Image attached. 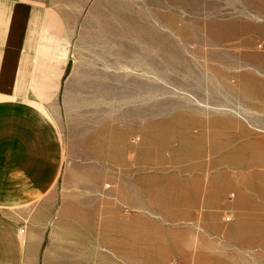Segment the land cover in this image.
<instances>
[{
  "label": "rangeland",
  "instance_id": "obj_1",
  "mask_svg": "<svg viewBox=\"0 0 264 264\" xmlns=\"http://www.w3.org/2000/svg\"><path fill=\"white\" fill-rule=\"evenodd\" d=\"M24 1L60 153L22 264H264V0Z\"/></svg>",
  "mask_w": 264,
  "mask_h": 264
},
{
  "label": "crops",
  "instance_id": "obj_2",
  "mask_svg": "<svg viewBox=\"0 0 264 264\" xmlns=\"http://www.w3.org/2000/svg\"><path fill=\"white\" fill-rule=\"evenodd\" d=\"M38 15L39 9L24 0H0V264H22L23 257L16 228L2 210L42 198L59 161V138L53 123L28 93L17 89L36 85L26 70L34 61L33 29ZM234 167V163L227 165ZM218 173L219 177L211 179L227 178L230 172ZM163 195L169 203L186 201L172 199L170 192ZM160 212L167 215V210ZM252 243L250 240L256 246Z\"/></svg>",
  "mask_w": 264,
  "mask_h": 264
},
{
  "label": "bare ground",
  "instance_id": "obj_3",
  "mask_svg": "<svg viewBox=\"0 0 264 264\" xmlns=\"http://www.w3.org/2000/svg\"><path fill=\"white\" fill-rule=\"evenodd\" d=\"M231 160V159H230ZM225 172V171H224ZM219 175H221V174H218V176L217 177H219ZM227 175V174H226ZM225 177V176H224Z\"/></svg>",
  "mask_w": 264,
  "mask_h": 264
}]
</instances>
